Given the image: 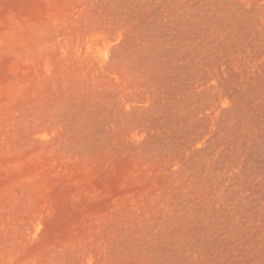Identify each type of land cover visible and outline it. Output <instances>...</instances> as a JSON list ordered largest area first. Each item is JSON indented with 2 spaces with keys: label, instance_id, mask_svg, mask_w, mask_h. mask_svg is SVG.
Returning <instances> with one entry per match:
<instances>
[{
  "label": "rangeland",
  "instance_id": "1",
  "mask_svg": "<svg viewBox=\"0 0 264 264\" xmlns=\"http://www.w3.org/2000/svg\"><path fill=\"white\" fill-rule=\"evenodd\" d=\"M0 264H264V0H0Z\"/></svg>",
  "mask_w": 264,
  "mask_h": 264
}]
</instances>
